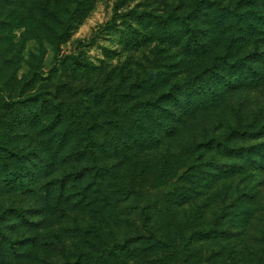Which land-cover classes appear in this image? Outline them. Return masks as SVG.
Wrapping results in <instances>:
<instances>
[{
  "label": "rangeland",
  "instance_id": "1",
  "mask_svg": "<svg viewBox=\"0 0 264 264\" xmlns=\"http://www.w3.org/2000/svg\"><path fill=\"white\" fill-rule=\"evenodd\" d=\"M196 1L0 0V156H6V144L23 153L36 144L41 151L47 148L49 135L41 139L40 124H28L16 117L10 98L19 100L37 93L47 98L57 96L56 100L67 103L83 98L84 103L77 102L74 107L86 114L89 97H73L77 89L120 85L123 79L127 82L121 86L125 87L137 76L142 77L151 68V61H171L175 52L184 48V38L177 36L184 33L185 27L179 21L171 27L176 31L175 37H164L161 17L192 11L187 24L196 26L199 39L207 42L211 50L218 48L231 55H242L254 44L264 49L263 26L259 24L261 31L254 35L226 30L229 25L222 26L217 20L222 18L216 9L204 3L195 11ZM216 1L222 5L240 4L243 10L250 8L251 20L254 14L264 11L258 5L261 0ZM250 64L262 73L256 86L242 85L211 108L189 116L181 132L166 140L159 153L144 150L148 158L139 154L131 160L138 166H120V198L127 197L118 208L71 209L79 192L71 189V183L64 191L53 184V200L45 205L40 202L44 196L40 184H51L53 180L48 177L36 181L29 190L9 191L8 168L0 160V209L22 207L27 209V219L38 224L36 230L26 231L20 227V221L10 216L4 224L14 222L10 227L18 224L19 229L8 228L6 234L20 238L38 236L43 246L30 249V253L41 257V264H68L64 253L74 252L77 246L94 254L113 246L116 256L106 255L101 260L108 264H264V172L248 168L246 161L224 156L215 149L200 152H206L204 158L188 151L194 137L202 135L201 130L221 137L229 127L238 125L239 118L247 123L255 119L253 115L262 117L264 61ZM241 105L244 111L238 114ZM92 110L102 115L100 108ZM262 141L264 136L257 140H233L232 145L248 148ZM157 154L160 158L155 163L152 159ZM43 156L52 159L47 154ZM244 164L246 167L239 166ZM234 165L240 172L218 179L211 189L202 188L224 171L225 176ZM39 167H32L31 172L38 174ZM194 190L200 191L193 198ZM181 194H185V202L175 212L174 199ZM142 206L155 219L147 227H155L161 239L167 238L174 244L161 251H149L143 247L144 242L135 243L138 236L147 235L146 224L139 215ZM210 226L218 228L214 230L217 236L207 241L191 239L194 229ZM185 236L189 238L182 245L181 238ZM126 238L130 242L124 247L119 245ZM178 245L180 250L175 248ZM11 256L0 259V264H26ZM84 261L81 263L96 264Z\"/></svg>",
  "mask_w": 264,
  "mask_h": 264
},
{
  "label": "trees",
  "instance_id": "2",
  "mask_svg": "<svg viewBox=\"0 0 264 264\" xmlns=\"http://www.w3.org/2000/svg\"><path fill=\"white\" fill-rule=\"evenodd\" d=\"M204 3L217 10L219 17L222 18L217 20L222 26L229 25L226 30L254 35L261 31L259 27H264V11L254 14V20H251L250 8L243 10L240 4L223 3L222 5L216 0L196 1L195 11ZM258 5L264 7V0ZM191 13L193 12L169 14L160 18L161 33L164 37L168 35H171L172 39L175 37L176 31L171 27L179 21L185 27L184 33L177 36L180 39L184 38L181 43L184 48L179 53L175 52L176 55L170 59L171 61L165 64L156 60L151 61V68L144 71L142 77L137 76L125 87L121 86L127 82L123 79L120 85L104 87L94 85V88H80L79 91L77 89L72 93L73 97L81 94L91 99L86 101L88 103L86 114L79 113L80 109L74 107L77 102L83 104L85 100L83 98L72 103L56 100L57 96L47 98L39 93L19 100L10 98L9 103L16 112V117H20L22 122L28 124H40L41 139L43 136H49L46 139L47 148L43 151L37 147V144L26 153L17 151L10 144L4 146L6 156H0V160L8 168L6 175L9 191L29 190L37 184L36 181L48 177L53 180L51 184L48 182L40 184L44 187L41 190L44 196L40 202L45 205L53 200L50 193L53 184L57 183L56 185H60L64 191L71 183L74 186L71 189L79 190L77 193L74 191L77 198L75 203L70 205L71 209L85 208L84 206L101 210L109 207L118 208L119 203L125 201L127 197L120 198L123 195L120 190L123 189L122 186H118L121 165L129 163L138 166L131 160L139 154L148 158L149 154L146 153L148 150L159 153V149L166 146V140L174 138L181 132L182 124L189 121V116H197L196 113L211 108L221 99L223 100L225 94L239 90L242 85L256 86L262 78V73L250 62L264 61L262 46L254 44L242 55H231L228 51L218 48L211 50L207 42L199 39L196 26L187 24ZM156 90L158 93L154 94ZM138 91L140 93L135 95ZM94 107L100 108L102 115L94 110L91 111ZM262 110L263 118L253 115L255 119L247 123H243L239 118L238 125L229 127L226 134L221 137L201 130L202 135H199L201 138L194 137L188 151L201 154L200 152L204 150L215 149L224 156H233L246 161L248 168L264 172V141L248 148L232 145L233 140H257L264 136V109ZM241 111H244L242 105L238 114ZM39 139L38 137V144L41 143ZM44 154L51 156L52 159L45 158ZM205 155L206 152L200 156L204 158ZM159 158L157 154L152 161L156 163ZM246 164L239 166L246 167ZM37 166H40L39 173L34 174L31 168ZM61 167H65L66 170H62ZM225 172L211 179L202 188L211 189L218 179L238 173L240 170L234 165L223 176ZM194 191L196 193L193 198L200 190ZM184 196L185 194H181L175 197L173 203L175 212L178 207L184 205L185 201L182 199ZM111 198L113 202L110 201ZM139 210L142 222L146 224L143 228L147 230V235L138 236L135 243L144 242L143 247L149 251H161L165 246L174 244L167 238L161 239L155 227H147L155 220L149 211H144L149 210L148 208L140 207ZM10 216L20 221V227L26 231L32 232L38 225L35 221L27 219V209L14 206L0 209V259L12 255V259L17 262L41 264V257L31 256L30 253V249L43 246L38 242V236L20 238L6 234L5 230L8 228L19 229L18 224L13 228L10 227L14 222L8 223L7 226L4 224L9 221ZM217 229L215 226L194 229L191 239L207 241L217 236V231L214 232ZM187 238L189 236L181 238L182 245ZM128 242H130L129 238H126L119 245L124 247ZM24 248L29 249L25 251ZM90 248L94 250L93 247ZM175 248L180 250L181 245ZM100 251L94 254L77 246L74 252H65L64 258L68 264H82L81 262L85 263L84 260L96 264H108V261L104 260L101 263V260L106 255L116 256L113 246L107 247L102 250L103 252ZM71 258L74 259L72 262L69 261Z\"/></svg>",
  "mask_w": 264,
  "mask_h": 264
}]
</instances>
